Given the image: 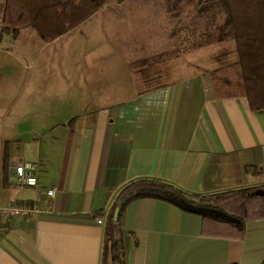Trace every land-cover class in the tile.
<instances>
[{"label":"crops","instance_id":"crops-1","mask_svg":"<svg viewBox=\"0 0 264 264\" xmlns=\"http://www.w3.org/2000/svg\"><path fill=\"white\" fill-rule=\"evenodd\" d=\"M3 5L0 0V71L20 82L26 128L44 139L26 161L35 165L36 185L14 186L11 170L20 161L12 163L8 186L0 177V206L41 199L51 212L0 220V264H101L105 216L97 213L105 215L134 180H158L189 195L264 185V110L250 111L243 98H216L211 70L193 64L201 49H181L176 58L139 69L128 63L127 88L106 84L96 97L85 84L77 102L97 106L33 130L32 35L26 28L2 32ZM243 227L239 240L203 234L199 217L162 201L137 200L123 217L125 264H261L264 218Z\"/></svg>","mask_w":264,"mask_h":264},{"label":"rangeland","instance_id":"rangeland-1","mask_svg":"<svg viewBox=\"0 0 264 264\" xmlns=\"http://www.w3.org/2000/svg\"><path fill=\"white\" fill-rule=\"evenodd\" d=\"M203 1L206 0H124L119 3L110 0L83 23L45 44L32 29L26 28L33 41L32 56L28 57L34 82L32 129L42 130L44 123L58 124L69 112L87 111L97 106L77 102L80 90L82 94L85 92V84L92 87L96 97L101 96L106 84L127 88L128 63L165 51L181 50L214 29L222 15L212 0L204 13L197 14ZM175 30L176 33H172ZM200 52L194 53L195 59L192 58L200 70H213L235 60L231 41ZM20 88L19 81L0 71V159L6 149L11 163L29 160L39 141L44 139L34 137L26 128L28 109L25 99L18 95ZM37 115L39 121L43 119L38 125ZM34 138H39L38 142L32 141Z\"/></svg>","mask_w":264,"mask_h":264},{"label":"trees","instance_id":"trees-1","mask_svg":"<svg viewBox=\"0 0 264 264\" xmlns=\"http://www.w3.org/2000/svg\"><path fill=\"white\" fill-rule=\"evenodd\" d=\"M110 0H4L2 32L15 35L30 28L41 43H49L90 18ZM117 3L124 0H115ZM211 0L201 3L197 14L204 13ZM222 15L221 22L206 31L182 51H195L231 41L235 60L209 73L216 98H243L250 111L264 110V0H212ZM213 19V18H212ZM190 28V27H189ZM192 29L190 28V34ZM180 50L165 51L130 62L129 69H139L169 61ZM4 149L0 159L1 185L8 186L11 168ZM250 173H259L246 167ZM168 198L177 204L170 203ZM158 200L195 215L201 220V232L239 240L244 223L264 218V185L207 195H189L171 185L153 179H138L124 185L115 195L104 215L101 264H125L128 234L123 228L126 207L137 200ZM227 218L235 220L230 222ZM261 264H264V260Z\"/></svg>","mask_w":264,"mask_h":264},{"label":"built area","instance_id":"built-area-1","mask_svg":"<svg viewBox=\"0 0 264 264\" xmlns=\"http://www.w3.org/2000/svg\"><path fill=\"white\" fill-rule=\"evenodd\" d=\"M35 165L31 162H19L11 170V175L14 181V186L18 188H32L36 185ZM54 189L46 191L45 196L48 198L54 197ZM41 212L50 213L51 204L43 206L41 199H36L32 202H13L7 206H0V220L8 221L15 220L17 222L29 215H37ZM100 224V220L96 221Z\"/></svg>","mask_w":264,"mask_h":264},{"label":"water","instance_id":"water-1","mask_svg":"<svg viewBox=\"0 0 264 264\" xmlns=\"http://www.w3.org/2000/svg\"><path fill=\"white\" fill-rule=\"evenodd\" d=\"M168 201H169L170 203L177 204V202H176L174 199H170V198H168ZM227 220H229L230 222H235V220H233V219H231V218H227Z\"/></svg>","mask_w":264,"mask_h":264}]
</instances>
